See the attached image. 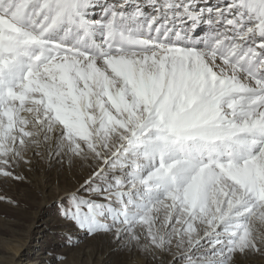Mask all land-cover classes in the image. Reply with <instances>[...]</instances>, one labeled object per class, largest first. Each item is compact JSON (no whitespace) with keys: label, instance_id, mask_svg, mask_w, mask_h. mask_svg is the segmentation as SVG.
<instances>
[{"label":"snow or ice","instance_id":"6c2138e0","mask_svg":"<svg viewBox=\"0 0 264 264\" xmlns=\"http://www.w3.org/2000/svg\"><path fill=\"white\" fill-rule=\"evenodd\" d=\"M36 157L68 246L264 262V0H0V177Z\"/></svg>","mask_w":264,"mask_h":264},{"label":"rangeland","instance_id":"374dc122","mask_svg":"<svg viewBox=\"0 0 264 264\" xmlns=\"http://www.w3.org/2000/svg\"><path fill=\"white\" fill-rule=\"evenodd\" d=\"M16 172L23 180L0 177V264H11L15 248L32 244V235L42 238L36 239L41 246L33 245L31 257L40 250L47 264H128V250L116 252L109 237L83 238L75 246L66 244L64 234L75 229L57 218L54 201L60 192L75 187L78 169L69 171L58 161L45 165L44 159L36 157ZM42 227L45 229L39 232Z\"/></svg>","mask_w":264,"mask_h":264},{"label":"bare ground","instance_id":"6f19581e","mask_svg":"<svg viewBox=\"0 0 264 264\" xmlns=\"http://www.w3.org/2000/svg\"><path fill=\"white\" fill-rule=\"evenodd\" d=\"M35 159L36 158H34L32 160V162L35 161ZM44 161H45V165H48L51 162H54L56 160L49 161V160L44 159ZM42 226H45V225L42 224ZM43 229H45V228L42 227L39 232H43ZM30 238H31L30 241L34 240L31 242L32 244L28 243L24 247L19 246V247L15 248V250H14L15 253H13V259H12V257H10V259L13 260V262H11V264H47V262H46L47 258L44 255V252H42L40 250H37L35 253H33L34 257H31L32 248L34 246H37L40 248V246H41L40 241H39V243L38 242L36 243V239L38 240V238H42V237L32 235ZM30 253H31V255H30ZM127 253H128V257H129L128 258V264H152V261L149 258H146L144 255H142L136 251H132V252L128 251ZM10 259H9V261H10ZM244 264H264V262H262L260 260V258H258V257H253V258H249L247 261H245Z\"/></svg>","mask_w":264,"mask_h":264}]
</instances>
